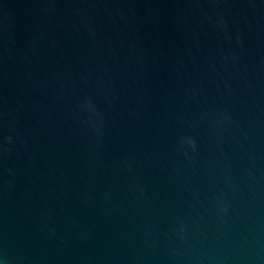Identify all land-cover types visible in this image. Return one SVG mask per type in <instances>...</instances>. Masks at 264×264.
Segmentation results:
<instances>
[{
  "label": "water",
  "instance_id": "95a60500",
  "mask_svg": "<svg viewBox=\"0 0 264 264\" xmlns=\"http://www.w3.org/2000/svg\"><path fill=\"white\" fill-rule=\"evenodd\" d=\"M0 264H264V0H0Z\"/></svg>",
  "mask_w": 264,
  "mask_h": 264
}]
</instances>
